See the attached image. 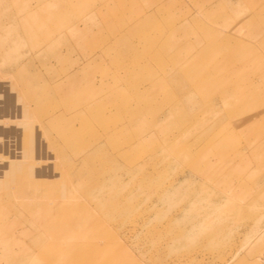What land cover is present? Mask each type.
<instances>
[{
    "label": "rangeland",
    "instance_id": "374dc122",
    "mask_svg": "<svg viewBox=\"0 0 264 264\" xmlns=\"http://www.w3.org/2000/svg\"><path fill=\"white\" fill-rule=\"evenodd\" d=\"M0 264H264V0H0Z\"/></svg>",
    "mask_w": 264,
    "mask_h": 264
},
{
    "label": "bare ground",
    "instance_id": "6f19581e",
    "mask_svg": "<svg viewBox=\"0 0 264 264\" xmlns=\"http://www.w3.org/2000/svg\"><path fill=\"white\" fill-rule=\"evenodd\" d=\"M160 11V10H159ZM154 13V12H153ZM113 40V39H112Z\"/></svg>",
    "mask_w": 264,
    "mask_h": 264
}]
</instances>
